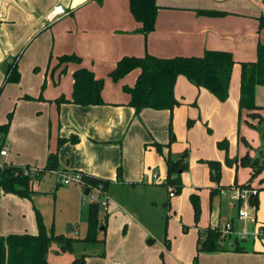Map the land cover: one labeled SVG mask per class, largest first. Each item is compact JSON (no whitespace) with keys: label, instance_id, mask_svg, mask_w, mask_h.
<instances>
[{"label":"crops","instance_id":"crops-1","mask_svg":"<svg viewBox=\"0 0 264 264\" xmlns=\"http://www.w3.org/2000/svg\"><path fill=\"white\" fill-rule=\"evenodd\" d=\"M208 1L190 0L189 4L182 0L172 2L171 0H156L158 11L155 28L143 34L138 30L140 23L130 13L128 0H0V83L3 82L7 63L15 56H18L20 73L18 82H21L20 90L9 94L8 101L2 106L3 111H8L16 102L8 131L4 136L0 134V147L7 149V163L21 167L34 165L42 168L46 164L48 153L57 152L58 171L81 172L107 178L110 179L111 184H117L124 190L128 188V184L139 185L141 188L150 190L154 188L155 185L145 181L143 177L147 165V150L141 146V142L147 138L161 143L170 139L171 135L167 133L169 110L143 108L135 114L134 109L127 104L130 98L128 93L126 96H118L119 93L112 96L106 89V86L110 85L106 75L121 57H141L146 53L160 57L199 56L206 49L226 50L232 53L235 63L226 100L220 101L206 89L195 85L193 89L182 75L177 77L174 86V95L180 102V107H174L176 111L184 109L181 107L184 103L193 104L198 108V116L201 120L202 117L203 119L206 117L203 105L207 109L218 111L220 113L216 116L228 127V134L221 135L229 137L236 123L235 109L239 100L240 62L255 59V46L250 49L240 47L243 43L241 31L237 27L228 26L226 18L216 19L197 13L198 9L218 11L215 8L223 3L222 0ZM250 1L252 0H244L246 3ZM56 4L62 5L68 13L54 21H46L44 17ZM175 11L190 14L192 20H182L176 16L173 18L170 12ZM222 11L232 13V10ZM239 50L240 54L237 52ZM48 54L52 55V59L47 63ZM63 54H74L81 57L80 64L74 62L67 64L66 79L70 78V86L64 88L54 79V73H58L63 67V65L59 67L55 65L57 64L56 57ZM45 64L47 65L46 70H44ZM50 64L55 66L51 75L53 81L51 88L47 81ZM36 66L41 67L42 70L25 81L24 73H28L31 67ZM80 66L92 70L96 78H105L108 85L105 84L101 92L104 104L84 106L70 102L60 104L55 102L60 96L66 99L71 98L72 72ZM43 71H45L44 76ZM129 73L134 74L135 82L139 69H134ZM61 76L62 74H58V80ZM41 80L46 82L44 91L41 90ZM259 86L255 89L257 105H259L257 102ZM7 87L6 84L3 86L0 97L4 88ZM184 89L188 91L186 96L181 95ZM40 91L42 92L38 100L17 96L18 93L23 92L35 97L40 95ZM190 110L192 111L191 107ZM262 114L264 116V111ZM193 115L195 116V112H190L186 117L190 118ZM174 117L177 119L180 115L174 112ZM185 119L187 118L183 114L181 116L182 126L179 130H175L179 144L177 147L174 146L176 151L178 152L183 147L184 142L189 144L191 150L199 146L200 151L198 152L200 153L192 159L194 164H197L199 160H217L222 170L226 168L235 171L233 180L230 182L220 180L214 186L200 187L198 190L194 189L192 184L186 186L185 190L198 197L203 218L198 225L186 227V230L181 225V232L176 229L170 230L168 227L164 232L155 230V224L161 220V217L147 216L143 210L134 208L127 202V199L136 200L134 197L130 198V195L111 194L109 183L106 192L109 203L103 219L99 211V222L105 221V217L106 222L97 234V238L104 239V241H78L98 246L96 250L83 253L87 255L85 264H194L195 256H197L196 264H264V236L249 235L242 239L247 240L250 236L252 239L249 248L244 245L246 247L244 252L229 250L197 254V240L204 236L203 234L201 237L199 229H202L203 233V229L208 226H220L230 221L234 230L239 231L245 228L249 232H254L260 228L264 229V220L261 222L258 220V208L247 219H238L237 201L232 197L231 186L244 184L251 176V168L241 165L239 161L240 157L245 155L243 153L246 149L248 150L246 153L253 157L247 144L242 151L236 149L235 153H232L230 148L222 150L217 143L216 147L213 145L214 141L221 137L220 135L211 137L205 129L203 131L195 126L185 131L183 127ZM3 121L4 115L0 117V123ZM209 124L212 125L210 119ZM263 129V127L260 128L258 133L261 134ZM129 132L136 136L134 141L137 144L136 152L131 154L133 155L132 174L125 179H119L117 171H114L117 157L107 160L108 154L103 148L105 146L115 147L119 141L124 143ZM70 136H75L77 141L66 140L58 146V138L68 139ZM234 138L237 141V137L234 136ZM205 141L209 144H204ZM236 143L238 146V141ZM238 165L244 169L239 170ZM238 172L243 173V180L246 179L242 183L236 182ZM263 173L264 171H261L250 181L251 187L258 190L257 196L259 195L257 185L262 186L259 183L262 182ZM42 174L35 180L40 179ZM190 174L193 178L194 174L192 172ZM193 182L195 185L199 184L196 180ZM71 188L75 197H78L80 188L77 185ZM226 189L230 192L227 193ZM82 190L85 191L83 188ZM211 190H214L212 195ZM146 193V199H150L155 204L160 199L155 192L147 191ZM207 193L210 204L209 215H205V204L201 200L207 196ZM227 195H230L229 201L223 200L222 198H227ZM8 196H10L9 199L0 201V233L3 235L36 233L35 212L30 209L27 201V199L31 201V198H19L10 193ZM11 203L16 207L15 210L10 209ZM168 203L167 217L173 215L170 211V202ZM213 208L216 210L214 213ZM7 214L10 216V221L7 226H1ZM173 217L174 220L177 219L175 213ZM85 226L84 236L87 224ZM73 228L71 225V230ZM67 233L69 234V232L61 234L71 237ZM226 245L227 247L232 246L227 243ZM52 250L50 248L47 252L48 264H50L48 254ZM52 252L54 253V250ZM70 261L65 260L60 264H68Z\"/></svg>","mask_w":264,"mask_h":264},{"label":"trees","instance_id":"trees-1","mask_svg":"<svg viewBox=\"0 0 264 264\" xmlns=\"http://www.w3.org/2000/svg\"><path fill=\"white\" fill-rule=\"evenodd\" d=\"M129 10L133 18L140 23L139 32L147 34L154 30L155 20L158 11L156 0H128ZM201 14L221 15V11L199 10ZM261 24L263 22L261 21ZM81 63V57L74 54H64L58 57L57 67L63 65L61 73L65 72L68 63ZM235 61L230 51L206 49L199 56H173L160 57L146 53L144 56H123L117 62L115 67L108 73L114 80H119L134 69H139L133 86H123L125 92L130 96L128 105L138 114L143 108L167 109L172 110L180 104L174 95V86L178 76H184L189 82L198 88L206 89L220 101H224L229 95V84L231 72ZM20 73L18 71V56L7 63L5 76L0 85V93L3 86L7 82H18ZM72 93L71 98L66 99L64 96L58 97L55 102H70L79 105H101L104 104L102 98V89L104 81L102 78H96L93 71L80 66L72 72ZM264 86V44L257 45L256 59L252 61L240 62V85H239V112L245 111L246 115L256 120L255 126L260 129L263 127L264 106L257 105L255 102L256 86ZM29 98V97H27ZM11 116V115H10ZM9 121L0 124V134L3 136L7 133ZM190 123V122H189ZM188 123V125H189ZM66 140L76 142L75 136L68 139L58 138V146ZM245 144L249 145L244 139ZM160 149L161 145L156 144ZM217 146L227 149V140L223 139L217 142ZM183 152L180 157L168 163V177L165 181L166 185H172L175 192L180 190L181 185L172 179L178 169L183 168L184 156ZM264 156V155H263ZM240 164L251 168V176L248 182L238 185L239 187H250V181L258 175L264 168L263 161L258 158L251 157L248 153L240 157ZM211 178L219 182L221 165L217 161L207 162ZM48 171H58L57 152H49L46 159V165L39 170L36 175H27L23 172V167L8 164L0 170V196L5 193L17 194L21 197L29 198L32 190L31 183L42 173ZM81 178L87 187L100 186L103 192H107L110 179L97 177L81 173ZM121 177L120 167L117 169V178ZM258 192V190H257ZM214 190H211L212 195ZM249 202L258 208L259 201L257 193L249 196ZM191 203L194 212L195 222L198 221L200 215L199 199L196 195H191ZM100 206L97 202H89L86 207L87 228L83 238L66 237L62 234L55 235L53 229L50 231L44 226L42 218L36 211V233H11L5 236L0 235V264H48L47 252L49 245L56 240L62 251H71L75 242H96L104 241L98 239L97 234L105 226V221L99 222ZM264 227V226H263ZM186 230V227L183 226ZM203 238L197 240V254L200 252H219V251H246V247L241 241L234 237L232 246L227 247L226 243H221L218 226L206 227L203 229ZM87 255L80 256L71 260L68 264H85ZM197 262V256L194 257V264Z\"/></svg>","mask_w":264,"mask_h":264},{"label":"rangeland","instance_id":"rangeland-1","mask_svg":"<svg viewBox=\"0 0 264 264\" xmlns=\"http://www.w3.org/2000/svg\"><path fill=\"white\" fill-rule=\"evenodd\" d=\"M174 0H171V2ZM186 3H191L190 0H182ZM223 3L217 5L218 11L221 10L224 14L221 15H207L203 14L207 17H213L216 19L219 18H226L227 25L237 27L241 31V37L243 43L240 45V47L250 49L251 47H254L255 51V59H256V51H257V45L258 44H264V0H252L248 3L244 2V0H227ZM203 2H209L208 0H203ZM177 10V9H174ZM222 10H232V13H227L226 11ZM199 9L197 10L198 13ZM173 16V18L178 17L182 20H192L191 15L185 12L181 11H175L170 12ZM195 18L194 16H192ZM195 21V20H194ZM261 21L263 24H261ZM240 54V50L237 51ZM237 53H235L236 55ZM64 55V54H63ZM61 56V55H60ZM55 57V56H54ZM59 57V56H58ZM58 57L57 63H58ZM52 59V55L48 54L46 62L48 63ZM253 59V60H255ZM52 63V62H51ZM57 65V64H55ZM46 64L44 66V70H46ZM53 68V65L49 66L48 73H47V81L48 85L51 88L53 86V81L51 79V75ZM238 69V68H237ZM41 67H31V69L28 71V73H24V79L25 81L31 78L32 75L38 74L39 71H41ZM67 67L65 69V72L61 73V69L58 71V73H54V79L57 82L58 85H61L62 88L65 86H70V78L66 79L67 75ZM54 72V71H53ZM43 76L45 74V71H43ZM58 74H62L60 79L58 80ZM109 79L110 85H108L105 82V78H102L104 81V86L107 84L106 89L108 92L114 96L116 93H119L118 96H126L127 92L124 91L123 86H131L134 82V74H127L124 77H122L119 80L114 81L109 74L106 75ZM187 82H189L187 80ZM45 83L43 80H41V90L44 91ZM191 84V87L195 89L194 85ZM2 84V81L0 85ZM72 84V83H71ZM21 82H7L6 87L4 88L2 95L0 97V117L4 115V121L0 124L6 123L9 121L10 116V122L12 119L13 109L16 104L13 103L12 107L8 111H3V103L8 101L9 94L13 93L14 91L20 90ZM49 88V89H50ZM3 89V88H2ZM189 90V88H186ZM257 93L258 98V104L261 106H264V86H259ZM46 90V89H45ZM183 90L181 91V95L186 96L188 91ZM37 95L35 97L29 96L26 93L20 92L17 94V96L20 98H27L25 96H28L29 100H38L41 96ZM1 94V93H0ZM179 95V97H181ZM195 98V96H194ZM196 99V98H195ZM193 99V101L195 100ZM180 107V105L176 108ZM184 109H180L176 111V108L173 110L168 111V120H167V127L168 132L170 133V139H166V142H158L155 139L147 138L145 141L141 142V146L147 150L146 152V160L147 165L145 167L143 177L144 180L149 182L150 184H154L155 187L151 190L146 188H141L139 185H132L128 184V188L122 189L117 184H111L110 183V192L111 194H126L130 195L129 197H134L136 200H128L127 202L130 205H133L134 208H139L143 210V213L147 216L152 215H158V217H161V220H158L155 224V230L158 232H164L166 227L171 229H176L178 232L182 231L181 225L185 227H189L191 225H198L202 218L203 213L202 209L200 208V215L197 222H195L194 219V212L193 207L191 203V192L185 190L186 186H190V184L193 185L194 189H200L201 188H207L209 186H214L217 181L211 178V171L210 167L208 165V161H217V160H199L197 164H194L192 159L195 157V155L199 154L200 149L199 146L190 148L188 143L183 144V147L177 152L176 148L174 146H178V141L176 140V131L179 130L182 126L181 116L183 114L185 115V121L183 127L186 129H190L192 127H200L203 131L205 129V132L213 137L221 136L217 138L214 141V146L216 147V143L218 141L223 140L224 138L227 140V150L230 148L232 153H235L236 149L239 151H242V148L246 146L244 139L250 144L248 145L250 151L253 153V157L258 158L259 161H263V155H264V142L261 140V134L258 133V130L260 129L256 128L255 126H252V124H255L254 120L250 119L244 111L239 112L238 106H236L235 109V116H236V123L233 127V131L231 135L223 136L221 134L228 132V127L225 125L224 121H222L220 118H218L216 115L220 112L215 111L213 109H207L205 105H203V112L206 117H202V120L199 119L198 116V108L194 106L193 104H186L184 103L182 106ZM190 107L192 108V111L190 110ZM174 112L180 115L179 118L175 119ZM190 112H195V116L186 117L187 114ZM200 114V113H199ZM189 118V119H188ZM209 119L212 122V125L209 124ZM157 120V119H154ZM175 127H174V122ZM158 121V120H157ZM190 122V123H189ZM189 123V125H188ZM158 125V124H157ZM133 126V125H132ZM131 126V127H132ZM264 128V123H263ZM264 130V129H263ZM180 132H178L179 134ZM138 134V133H137ZM228 134V133H227ZM235 134V135H234ZM234 136L237 137V141L235 140ZM135 135H133L132 132H129L126 141L123 143L119 141L115 147L107 148L106 146L103 148V150L108 154L107 160L111 158L117 157V164L114 166V171L116 172L118 167L120 166V178H127L132 174L131 165H132V158L133 155H131L133 152H136L137 144L135 143ZM168 138V137H167ZM156 144H160L161 148L158 149ZM204 144H209V142L205 141ZM124 149H126V152H124ZM223 150V149H222ZM224 150V151H227ZM246 151H248L246 149ZM245 153L243 154H246ZM186 152V155L184 156L183 163H185L183 168L178 169L176 171L175 175H172V179L175 181H179L178 183L181 185L180 190L178 192H175L177 194H174L173 196L169 195L168 186L164 184L168 177V163L176 161L180 155ZM251 154V153H250ZM7 162V161H6ZM219 162V161H218ZM46 165V164H45ZM45 165L40 168L34 165H25L23 167H32L37 168L38 170H42ZM239 170L244 169V167L238 165ZM234 169V168H233ZM232 171V172H231ZM264 171V168L262 172ZM194 174V177L191 178V174ZM234 170H228V169H221L220 168V180H223L225 182H230L234 178ZM247 172V170H246ZM248 173V172H247ZM119 178V179H120ZM142 179V178H141ZM178 179V180H177ZM193 180H196L199 182L198 185H195ZM246 179L243 180V173L238 172L237 174V183H242ZM122 183V182H121ZM262 186L257 185V188L259 189V195H258V220L261 222L264 220V173L262 182L259 183ZM74 185H77L80 188V195L78 194V197H75L74 192L71 187ZM234 186L238 187V184H235ZM233 186H231L232 188ZM78 188V189H79ZM242 188V187H241ZM251 185L248 188L243 187V189H251ZM31 190L32 193L30 195L31 201L27 199L30 209H32L33 212H35V219H36V211L39 212L42 222L44 226L47 228L48 231L53 229V233L55 235L69 232V236L74 238H80L81 236H84V230L85 225L87 224V216H86V207L89 203V198L86 197L85 200H83V194L84 191L82 190V186L80 184L72 183L67 185H62L61 183H58L57 177L55 173L47 172L42 174L40 179L34 180L31 183ZM152 191L155 192L156 196L160 198L158 202L155 204L153 201H150V199H146V192ZM175 191V189H174ZM227 193H229V189H226ZM79 192V190H78ZM13 194V193H10ZM9 193L2 194L0 197L1 199H9L10 196H8ZM15 196L19 198H24L21 196H18L15 194ZM141 196L143 198L141 199ZM227 198H222L225 201H229L230 195H227ZM4 197V198H3ZM204 201L205 204V215H209V194L207 193L206 197H203L201 199ZM170 202V211L171 214L174 215V213L177 215V219L174 220L173 215L166 216L167 214V205ZM174 202V203H173ZM11 210H15L16 207L11 203V206H9ZM10 210V212H12ZM216 210L215 208L212 209V212L214 213ZM105 214V210L100 207V216L103 219ZM225 216V215H223ZM10 216L7 214L4 222L1 226H7L8 222L10 221ZM14 218V216H13ZM205 219V218H204ZM224 219V217H222ZM205 221V220H204ZM203 223V221H202ZM68 224H71L74 228L71 231H68ZM168 224V225H167ZM193 226V227H194ZM178 232H176L178 234ZM199 233L201 234V237L203 236L202 229H199ZM11 234V233H8ZM13 234V233H12ZM20 234V233H17ZM86 234V232H85ZM1 236H5L0 233ZM7 235V234H6ZM174 237V236H173ZM243 245L247 246L249 248V245L251 246L252 239L251 236L247 240L241 241ZM77 243V244H76ZM73 246L72 251H60V245L56 240H53L49 247L54 250V253L51 251L48 254V260L50 264H60L65 260H73L74 258L80 256L84 252H90L92 250H96L98 246H92L88 245L82 242H76ZM49 248V249H50ZM59 253V254H56Z\"/></svg>","mask_w":264,"mask_h":264},{"label":"built area","instance_id":"built-area-1","mask_svg":"<svg viewBox=\"0 0 264 264\" xmlns=\"http://www.w3.org/2000/svg\"><path fill=\"white\" fill-rule=\"evenodd\" d=\"M68 11L59 4L54 5L49 13L44 17V19L48 22L54 21L62 15L67 14ZM7 156V149L0 147V170H2L5 166L8 165L6 162ZM24 174L27 175H36L38 174L39 170L37 168L32 167H24L23 168ZM52 173L56 174L58 183L61 184H69V183H76L80 184L84 189L85 184L81 178V174L79 172H62V171H51ZM169 190V195L173 196L175 194L174 187L172 185H167ZM83 194V200L86 197L89 198V202H97L100 207H102L105 211L108 209V196L105 192L102 191L100 186H93L87 187ZM257 190L254 188L251 189H243L241 187H232V197L237 201V218L244 220L251 216L253 212H255V207L250 204L249 196L255 195ZM218 230L220 233L221 243H227L232 245V241L234 237L238 239H245L249 235L253 236H264V229L260 228L254 232H249L245 228L237 231L234 230L233 225L230 221L223 223L222 225L218 226Z\"/></svg>","mask_w":264,"mask_h":264},{"label":"water","instance_id":"water-1","mask_svg":"<svg viewBox=\"0 0 264 264\" xmlns=\"http://www.w3.org/2000/svg\"><path fill=\"white\" fill-rule=\"evenodd\" d=\"M261 140L264 142V130L262 131V133H261ZM87 189H86V193H87ZM71 230V224H68V231H70ZM151 242V241H150Z\"/></svg>","mask_w":264,"mask_h":264}]
</instances>
